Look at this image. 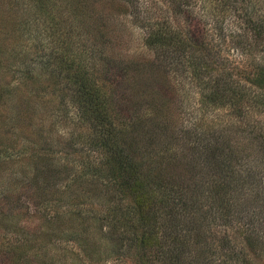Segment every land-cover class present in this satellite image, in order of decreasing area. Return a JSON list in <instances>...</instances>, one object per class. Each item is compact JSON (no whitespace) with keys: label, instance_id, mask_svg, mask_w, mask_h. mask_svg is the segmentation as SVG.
<instances>
[{"label":"rangeland","instance_id":"1","mask_svg":"<svg viewBox=\"0 0 264 264\" xmlns=\"http://www.w3.org/2000/svg\"><path fill=\"white\" fill-rule=\"evenodd\" d=\"M126 1L128 12L123 14L121 10L115 11L116 3L103 5L100 0H91L88 12L92 15L86 19V14L72 12L67 0H56L50 8L49 5V14H40L33 0H0V264H149L145 254L148 246H137V240L133 242L122 234L128 229L126 225L116 222V219L124 220V213L113 200L131 206L132 197L123 193V199H118L117 194H109L107 204L92 207L90 201L83 204L77 197L78 184H67L72 188L70 196L56 194L53 186L57 184L65 190L66 179L49 184L53 190L43 191L39 187L46 185L50 178L46 175V166L60 168L65 162L89 171L103 154L98 150L101 147L92 135L93 130L82 121L71 99L60 105L59 94L65 81L54 52L59 51L56 43L68 24L78 26V34H74L78 38L83 26H90L86 34L91 39L105 35L108 41L102 42L101 47L102 40L98 44L105 51L101 54L111 58L120 56L125 61L123 65L128 61L160 58L169 74V86L160 81V76L156 80L152 76L141 77L143 82L139 83L143 90L139 95L142 97L135 98L136 104L128 119L150 118L143 121L146 124L141 129L154 128L151 118L168 113L149 104L153 94L147 91L157 88L164 93L162 98H171L174 105L168 119L159 125L160 141L151 142L160 150V155L168 147L186 150L198 163L203 160L202 150L195 148L194 138L199 135L212 137L227 129L232 130V139L246 132L245 138L255 140L264 131V104L257 101L259 98L251 89L237 104L235 99H213L214 91L207 92L214 83L213 78L222 79L220 82L225 84L231 82L240 94V86L249 89L244 70L250 68L254 58L264 61V32L260 35L253 31L247 33L245 28L234 30L227 21L222 36L215 35L203 24L201 31L197 27L193 30L195 35H191L187 29L193 24L184 12L176 13L168 0H124L120 4ZM196 2L197 13L206 0ZM256 2L264 7V0ZM72 5L77 10L78 6ZM163 23L192 40L204 39L191 51L212 60L214 69L210 75L197 72L176 55V50H156L149 44V34ZM56 29L59 32L54 36ZM247 57L249 61L244 64ZM146 144L144 141L141 145ZM141 154L146 155L144 150ZM41 155L45 158H39ZM148 156L143 159L147 170L155 165ZM250 189L245 192L253 200ZM241 202L244 206L249 203L246 197ZM212 226L210 236L224 243L231 255H237L238 261L264 264V249L254 251L249 247L243 225L232 219Z\"/></svg>","mask_w":264,"mask_h":264},{"label":"trees","instance_id":"2","mask_svg":"<svg viewBox=\"0 0 264 264\" xmlns=\"http://www.w3.org/2000/svg\"><path fill=\"white\" fill-rule=\"evenodd\" d=\"M120 1L124 2L100 0V3H116V12L121 10L123 14L127 13V1L126 4H120ZM168 1L176 13L184 12L188 22L193 24L192 28L187 29L191 35H195L193 30L197 27L201 31L200 25L203 24L215 35L222 36L227 21L234 30L245 28L247 33L253 31L260 35L264 32V7L256 0H206L197 13V0ZM33 2L40 14H49L48 6L50 8L56 4V0ZM90 2L67 0L71 11L82 16L86 14V19L92 15L89 13ZM73 3L79 9L77 7L75 10ZM66 27L67 30H62V37L59 34L56 43L60 52H54L65 81L59 94L62 96L60 105L67 98L71 99L82 121L93 130L92 135L101 147L98 150L103 154L98 156V161L90 166L89 171L78 164L65 162L60 168L46 166V175L50 178L46 185L39 187L43 191L53 190L49 184L66 179L65 190L57 184L53 186L56 187V194L70 196L72 188L67 184H78L77 197L83 204L90 201L92 207L107 204L109 194H117L118 199H123V193L132 197L134 203L131 206H123L120 200H113L119 211L124 213V220L116 219V222L126 225L128 229L122 234H126L129 240H137L139 247L148 246L145 254L149 264H157L158 261L161 264H248L238 261L237 255H231L226 245L216 236H210V233L213 224L221 221L228 223L233 219L246 228L251 249H264V131L259 132L255 140L252 139L254 141L245 138L246 132L232 139V130L227 129L214 133L212 137L208 134L195 137V148L197 146L202 150L204 164L203 160L195 162L189 151L180 148H165L167 152L160 155V150L151 142L154 139L155 142L160 141L159 125L162 120L168 119L170 108L174 105L171 98H162L164 93L157 88L146 90L148 94H153L149 104L168 113L151 118L155 123L154 128L141 129L145 127L144 122L150 119L144 116L128 120L136 104L135 98L142 97L139 95L143 90L139 83L141 77L146 75L149 79L152 76L156 80L160 76V81L169 86V74L163 69L160 58L156 56L149 61H131L132 65L128 61L123 65L125 61L120 56L111 58L101 54L105 51L99 46L108 41L105 35L91 39L86 34L90 26H83L78 38L74 35L78 34V26L68 24ZM57 29L53 31L54 36L59 32ZM174 29L166 23L158 25L157 30L149 34V44L156 50H176V55L184 58L197 72L210 75L214 69L212 60L191 51L195 44L203 43L204 39L192 40L182 31ZM245 60L244 64L249 58ZM244 72L248 75L249 89L240 86L241 94L234 84L230 85L231 82L225 84L220 82L222 79L214 78L207 92L214 91L216 96L213 99H235L237 104L251 89L253 95L259 98L257 101L264 104V61L254 58L250 68L247 67ZM144 141L148 144L141 145ZM143 150L146 155L149 154L148 160L155 164L148 170L144 167L146 155L141 154ZM199 157L202 158V155ZM249 187L253 200L245 192ZM243 197L249 202L247 206L241 204Z\"/></svg>","mask_w":264,"mask_h":264}]
</instances>
